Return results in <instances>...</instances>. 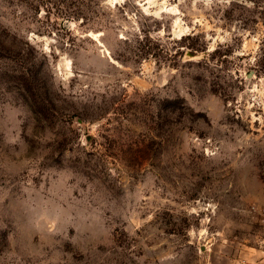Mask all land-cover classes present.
Masks as SVG:
<instances>
[{"label":"rangeland","instance_id":"1","mask_svg":"<svg viewBox=\"0 0 264 264\" xmlns=\"http://www.w3.org/2000/svg\"><path fill=\"white\" fill-rule=\"evenodd\" d=\"M264 264V0H0V264Z\"/></svg>","mask_w":264,"mask_h":264},{"label":"crops","instance_id":"2","mask_svg":"<svg viewBox=\"0 0 264 264\" xmlns=\"http://www.w3.org/2000/svg\"><path fill=\"white\" fill-rule=\"evenodd\" d=\"M251 264H254V262H253V263H251Z\"/></svg>","mask_w":264,"mask_h":264}]
</instances>
